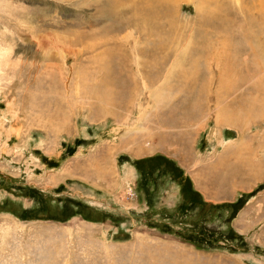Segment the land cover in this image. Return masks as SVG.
I'll use <instances>...</instances> for the list:
<instances>
[{
	"label": "rangeland",
	"instance_id": "obj_1",
	"mask_svg": "<svg viewBox=\"0 0 264 264\" xmlns=\"http://www.w3.org/2000/svg\"><path fill=\"white\" fill-rule=\"evenodd\" d=\"M0 264H264V0H0Z\"/></svg>",
	"mask_w": 264,
	"mask_h": 264
}]
</instances>
